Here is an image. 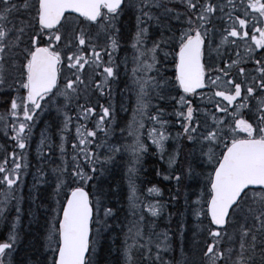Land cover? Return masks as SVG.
<instances>
[{
    "label": "snow or ice",
    "instance_id": "obj_1",
    "mask_svg": "<svg viewBox=\"0 0 264 264\" xmlns=\"http://www.w3.org/2000/svg\"><path fill=\"white\" fill-rule=\"evenodd\" d=\"M126 15L134 19L132 51L118 57ZM121 69L120 96L135 98L119 129L123 144L112 142ZM0 96L7 105L0 129L12 147L0 160V221L13 202L16 212L0 242V264H101L98 240L114 229L123 233L116 264H173L165 258L171 233H156L144 214L158 217L165 204L140 201L132 179L152 145L166 165L156 175L175 184L171 199L178 202L184 189L197 221L193 237L207 234L189 261L179 221L176 264H264V0H0ZM154 100L171 101L173 110ZM49 107L62 117L55 198L40 246L25 245L17 259L30 141L38 113ZM120 108L126 111L123 100ZM73 124L69 156L65 133ZM46 147L53 144L41 132L33 202L37 185L47 182ZM122 154L130 156L128 214L126 223L109 224L116 212L105 206L104 183ZM147 192L162 195L155 184Z\"/></svg>",
    "mask_w": 264,
    "mask_h": 264
},
{
    "label": "trees",
    "instance_id": "obj_2",
    "mask_svg": "<svg viewBox=\"0 0 264 264\" xmlns=\"http://www.w3.org/2000/svg\"><path fill=\"white\" fill-rule=\"evenodd\" d=\"M120 25H121V35H122V39H121V44H122V48L121 50L123 51H127L129 54H131V48L128 47V45L131 42V34L132 32H134V19H129V16L126 15L124 16L121 21H120ZM120 50V51H121ZM131 65V64H130ZM129 65V66H130ZM168 72L166 73L168 76H172L173 75V70H172V66L168 65ZM123 80H126V78H123ZM113 87L118 91L119 88L122 87V81L119 84H114ZM124 88V87H123ZM130 93V103L132 105V107L135 104V98H134V93L129 92ZM171 95L175 96L177 95V93L173 92L171 93ZM129 98V96L127 95V99ZM4 97L0 96V111H4L7 108V105L3 102ZM195 103L197 102L196 98H194ZM153 103H158L160 104V106L162 108H165L167 112H171L173 110L172 105H171V101L168 102H160L158 100H154ZM116 106V110H117V115H116V120H117V125H116V133H117V137L116 139L112 140L115 141L116 143H120L123 144L125 143L124 139H121L119 137V129L123 128L126 126V124L128 123V121L131 119L132 117V112L129 111L126 115H122L121 111L118 109L117 105ZM210 107V106H209ZM49 119V121L51 122V127H52V132H53V136H54V148H53V159L46 165V168L48 170V179H49V184L42 188L41 191L39 192V201L40 203H42L45 207L48 208V210L53 207L52 204V200L55 198V194L53 192V189L55 187L54 184V173L52 172V169L54 167H56L57 165L60 164V153H59V149H58V145H59V132L58 129L61 126V121H62V117H58L56 111L54 108H46V110L43 113H39L38 116L36 117L35 120V125L33 128V134L37 131L36 128L37 126L42 122L43 119ZM166 119H171L170 117H165ZM174 123V121H173ZM89 127H91L92 125L89 124ZM169 131L172 132L173 134L176 131H179L178 128L176 127H171L169 128ZM66 137H67V141H66V148L68 151L69 156L71 155L72 152V141L75 139V126L74 124L72 126H70V130L65 133ZM0 137H7L3 131V129H0ZM146 143H148V141H145ZM6 143L1 142L0 141V154L3 153L4 150H6L7 152H11L12 148H10ZM155 152L156 149L155 147H150L149 148V152L148 154L145 155V157L143 158L142 161V169H140L138 171V174L134 177H132L137 192L143 193V191L145 189V186L147 184H155V185H159L158 187H160L163 191V194L165 196V200L167 201V199L169 198V203L166 206L167 208V212L170 213V210H174L173 213L170 215L172 216L171 219H169L170 223L166 224L165 227L169 226V231L173 234V241H174V250H175V255H180L179 250H177V245L180 242V233H179V221L183 220L185 218V222L189 219L191 220L192 218L190 217L189 211H190V207L186 206L185 204V200L183 198V192L184 189H181V195L178 198V202L173 201L171 199V196L175 195V184L174 182H168L163 180L162 176H157L156 175V169H163L166 165H164L163 163H159L157 162V159L155 158ZM29 161H31L29 158ZM130 160V156L128 154H122L120 156L117 157V161H118V165L113 169V174L108 176L107 180L104 183V189H105V199L108 201L105 206H110V194L113 191V187L118 186L120 180L122 181L123 179L126 180V178L128 177V174H125L126 172V168H127V163ZM127 173V172H126ZM145 178V179H144ZM129 180V177H128ZM144 181H148L147 184L143 182ZM168 184V185H167ZM172 187V188H171ZM90 195L92 193V189L89 187L88 188ZM121 192V191H120ZM143 197V196H142ZM119 209V208H118ZM47 210V216L50 214ZM183 214V216L181 217L178 214ZM161 217H163V214L160 215ZM118 219V218H117ZM4 222L0 221V226L3 225ZM204 225H207L208 221L205 220ZM190 222L188 223L187 229H185V235L183 237L184 241L186 242V235L189 234V226ZM9 227H4L2 228V232H0V241H5L6 237L4 236V232L8 230ZM7 229V230H6ZM31 232L25 231L22 228H20V233L23 236L24 239V248L20 249L18 257L22 256L25 254L24 249H25V245H27V243H32L35 244L36 246H40L41 240L43 235L45 234L46 231V224H45V220L43 219V215L40 214V217L38 219V222L35 226L32 227ZM191 232V231H190ZM188 233V234H187ZM32 239V240H31ZM186 251H188V248H186ZM17 257V258H18Z\"/></svg>",
    "mask_w": 264,
    "mask_h": 264
},
{
    "label": "rangeland",
    "instance_id": "obj_3",
    "mask_svg": "<svg viewBox=\"0 0 264 264\" xmlns=\"http://www.w3.org/2000/svg\"><path fill=\"white\" fill-rule=\"evenodd\" d=\"M131 68V65L129 66V69ZM44 127H42L41 129H40V131H39V137H38V142L40 141V138H41V132H45V134L50 138V142L52 143V140H51V138H52V135H51V125H50V123L48 122V121H45V123H44ZM129 142L128 143H130L131 141H130V139L128 140ZM38 142H37V144H38ZM170 142V141H169ZM169 142L166 144V147H168V148H171V143L169 144ZM37 144H36V147H37ZM149 145H151V142H149ZM151 147V146H150ZM152 147H155L154 145H152ZM46 149V148H45ZM45 149H44V151H45ZM37 152V151H36ZM36 157H37V159H38V155H37V153H36ZM145 157V156H144ZM143 157V158H144ZM46 160H44L43 161V168H44V171H45V173H46V170H45V162ZM36 164H37V166H39L40 164H41V161L38 159V162H36ZM36 166V167H37ZM34 170H32L31 169V171H30V174H28V176L27 177H24V180H26L27 182H28V186L29 187H27L28 188V194L27 195H25V194H23L22 193V195L25 197V207H24V209H23V212H22V218H21V227L22 228H24L26 231H28V232H31L32 230V227L33 226H35L36 224H37V222H38V219H39V217H40V214H42L43 215V217H46L47 216V210H48V208L47 207H45L43 204H41L40 202H39V193H38V188L40 187V186H43V185H45L46 183H41V184H39V185H37V187H36V189H35V191H34V193H33V195L36 197V199H35V201L33 202L31 199H30V197H29V190H30V188L32 187V185H33V183H34V180H33V175H34ZM46 179H47V175H46ZM128 183H129V181H128ZM127 184H125V186H126ZM125 186H122V190H123V188H125ZM192 186H195V187H198V189H197V191L199 190V188H200V186L201 185H199L198 183H193L192 184ZM172 188V187H171ZM121 190V192L120 193H118L117 195H115V196H113L111 199H110V206H107V207H111V208H113L114 210H115V212H116V219H115V221H117L118 223H120L118 220H117V218L118 219H121L122 218V216L120 215V208H119V204H118V201L120 200V198H121V196H122V194H123V191ZM128 192H129V190H128ZM143 195H144V200H141L142 202H144V203H147V202H150L149 200V196L150 195H155L156 196V199H154V200H160L161 202H163V201H165V202H170L169 201V198L167 199V201L165 200V196H164V194H163V191H162V195H160V196H157L156 194H149L148 192H147V190H146V193L145 192H143ZM193 199H194V197H193ZM13 205H14V202H13ZM13 205H10L9 207H12ZM119 208V209H118ZM144 211H146L147 212V210L146 209H144ZM173 209L172 210H170V213L172 214L173 213ZM189 214H190V217L192 218L191 220H187L186 221V223H185V229H187V227L186 226H188V223L190 222V225L189 226H191V227H189V229H188V231H189V234L187 235V237H186V244L188 245L187 246V248L189 247L190 248V250L192 249V247L193 246H195V244L196 243H194V239L195 240H197V241H200L199 239V237H202V235L204 236V234L202 233L201 235H197V236H195V238L193 237V232L196 230L195 229V225L197 224V221L195 220V218L193 217V215H192V209H191V207H190V211H189ZM164 216L165 217H167V214H164ZM161 219H159L158 220V222L160 221ZM115 221H113V220H109L108 221V223L109 224H115ZM150 221H151V219H150ZM116 222V223H117ZM122 222L123 223H126V220H124V219H122ZM152 223H154V225H156L157 224V221H156V219L154 220V221H151ZM183 222H185V218L183 219ZM203 224H206L205 223V220L203 221ZM30 225V226H29ZM161 229L162 228H159L158 229V231H157V233H161L162 231H161ZM9 231H10V227H9V230L8 231H5L4 232V236L5 237H7L8 236V233H9ZM164 231H167L166 229L164 230ZM191 231V232H190ZM170 232V231H169ZM202 239H203V237H202ZM201 239V240H202ZM32 240V239H31ZM102 240H104L105 241V244H106V246H104V247H106V249H107V251L109 250V249H111V254L112 255H119L120 254V251H119V249L122 247V240H123V233L120 231V230H116V229H114L113 231H111V232H106V233H102L101 234V236H100V238H99V240H98V245L101 243V241ZM172 240V239H171ZM113 241H115V243H113ZM171 242V241H170ZM208 242H211L210 240L208 241ZM202 243V242H201ZM29 244H32V243H29ZM173 244H174V241H173ZM104 245V244H103ZM22 247H24V244L22 245ZM201 247H202V245H201ZM20 248H21V246H20ZM180 249V242L178 243V245H177V250H179ZM185 253L187 254L188 252L186 251V248H185ZM197 252H194L193 250L192 251H190V255H188V258L189 259H192L194 256H196V257H198L199 256V254L197 253ZM170 254H173V251L170 253ZM174 254H175V250H174ZM167 255V254H166ZM120 256V255H119ZM167 256H165V258H166ZM107 259L105 260V258L104 259H102V261H101V264H114V262H115V260L113 259V258H111V255H109L108 257H106Z\"/></svg>",
    "mask_w": 264,
    "mask_h": 264
},
{
    "label": "bare ground",
    "instance_id": "obj_4",
    "mask_svg": "<svg viewBox=\"0 0 264 264\" xmlns=\"http://www.w3.org/2000/svg\"><path fill=\"white\" fill-rule=\"evenodd\" d=\"M120 89H123L122 87L121 88H119V90ZM119 90L117 91L116 90V92H115V95H114V97H113V101L117 104V106H119L120 107V104H121V102H122V100H123V106H125L126 105V103H127V95H128V93H126V95L122 98L121 96H120V93H119ZM0 141L1 142H4V143H6L8 146H10V141H9V139H8V137H0ZM156 153V152H155ZM155 156V158L157 159V162H159L160 163V160H159V156L158 155H154ZM35 168V170H34V172L36 171V167H34ZM126 172H127V168H126ZM125 172V174H128V173H126ZM145 179V178H144ZM128 177L126 178V180L125 179H123L122 181L120 180V182H119V184H118V186H115V187H113V191L111 192V194H110V198H112L113 196H115V195H117L118 193H120V191L122 190V186H125V184H127L126 186H125V188H123V194H122V196H121V198H120V200L118 201V204H119V208H120V215L122 216V219H124L125 220V217H126V215L128 214V208H129V202H128V200H129V192H128V190H129V183H128ZM143 182L144 183H146L147 184V182L148 181H144L143 180ZM136 183V182H135ZM134 183V184H135ZM153 184H147L146 186H145V189L144 190H147L149 187H151ZM168 185V184H167ZM159 186V185H158ZM29 187V186H28ZM199 187V186H198ZM198 187H195V186H190V189L191 190H197L198 189ZM12 218H13V214H12V212H10V207H9V209H8V211L6 212V216H5V219L2 221V222H4L3 223V225L2 226H0V228H4V227H10V225H11V220H12ZM45 218L46 217H43V219L45 220ZM146 221H150V219H146ZM151 222V221H150ZM164 230H165V227L164 226H162V229H161V231L162 232H164ZM172 232V231H171ZM204 234V236L202 235V237H203V239H202V237H199L200 239V242H202V243H200V245H197V244H195V246H193L192 247V249H196V248H198V247H201V245H203V242H204V240L206 239V232H204L203 233ZM202 239V240H201ZM29 244V242L27 243V245ZM104 246H106V244H104L103 245V248H102V250H101V252H100V258H101V261H102V259H104L105 257H108L109 255H108V251H107V249H106V247H104ZM187 244H186V242H185V248H187ZM190 251H192V250H190V248L188 247V253H187V256L188 255H190ZM179 252H180V249H179ZM198 254H199V252H197ZM196 253V254H197ZM120 255V254H119ZM119 255H112L111 254V258H113L114 260H115V262H114V264H116V262L120 259V256ZM23 256V255H22ZM167 256V255H166ZM21 256H19L18 257V259L20 258ZM107 259V258H106ZM166 259H170V260H172V262H173V264H176V262L180 259V255L178 256V255H175L174 253H173V255L171 256V258H168V257H166ZM189 261H191V259H189Z\"/></svg>",
    "mask_w": 264,
    "mask_h": 264
},
{
    "label": "flooded vegetation",
    "instance_id": "obj_5",
    "mask_svg": "<svg viewBox=\"0 0 264 264\" xmlns=\"http://www.w3.org/2000/svg\"><path fill=\"white\" fill-rule=\"evenodd\" d=\"M30 145L32 146V149H36V142H31L30 141ZM151 198L153 199V198H155L153 195H151ZM155 219H153V218H151V221H154ZM122 222V218H121V220H120V223ZM171 239L173 240V237H172V235H171ZM172 240H171V244H172V247H173V242H172ZM173 254H167V257L168 258H171V256H172Z\"/></svg>",
    "mask_w": 264,
    "mask_h": 264
}]
</instances>
